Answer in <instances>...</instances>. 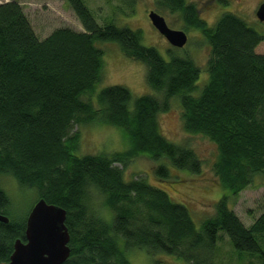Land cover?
<instances>
[{"label":"trees","instance_id":"trees-1","mask_svg":"<svg viewBox=\"0 0 264 264\" xmlns=\"http://www.w3.org/2000/svg\"><path fill=\"white\" fill-rule=\"evenodd\" d=\"M68 1L85 31L58 28L42 40L19 3H0V174L35 189L36 200L65 210L70 253L62 264H131L130 248L187 264H212L223 235L235 253L264 264L257 239L264 235V213L245 227L228 205L255 175L264 174V54L255 52L264 34L229 12L208 26L194 4L156 0L162 10L180 16L186 29L199 30L208 44V81L194 97L200 70L191 59L164 60L141 43L138 30L113 22L100 26L81 0ZM101 41L116 42L126 57L142 63L146 83L158 96L132 98L119 85L96 92L103 68L96 42ZM174 98L184 130L214 144L212 170L229 191L198 227L165 190L140 178L125 180L116 166L143 156L159 162L153 172L165 181H176L169 167L192 174L201 170L193 148L170 142L159 130L158 114L168 111ZM90 123L121 129L129 147L76 155L80 133L72 128ZM91 190L104 196L108 217L89 205ZM0 213L9 219L0 222L1 263L9 260L16 239L24 241L27 214L16 218L1 188Z\"/></svg>","mask_w":264,"mask_h":264},{"label":"rangeland","instance_id":"rangeland-1","mask_svg":"<svg viewBox=\"0 0 264 264\" xmlns=\"http://www.w3.org/2000/svg\"><path fill=\"white\" fill-rule=\"evenodd\" d=\"M15 1L19 3L26 15L35 35L39 40L46 38L58 28H68L73 31H85L68 0H0V3ZM194 4L198 15L208 26L223 13H232L243 19L249 26L264 34V22L257 20L255 11L264 0H186ZM89 10L94 21L102 26L113 22L118 27L138 30L141 43L155 48L164 60L171 56L189 58L199 68L200 73L195 83L192 95L199 96L208 81L206 63L209 55L208 44L199 30L186 29L180 16L176 13L162 10L155 3L156 0H81ZM154 11L164 17L167 25L176 30H182L187 35L185 44L176 48L151 25L148 13ZM102 50V76L96 85L99 90L119 85L130 92L132 98L141 95L158 96L146 83L145 66L137 60L126 57L116 42H96ZM258 54H264V40L255 48ZM87 95V94H86ZM89 96H83L87 99ZM95 102V100H94ZM181 108L177 100H170L168 111L158 114V124L161 134L170 142L189 146L197 153L202 161V168L198 173H189L169 167V173L174 180L158 179L153 172L159 162H153L146 157H134L125 166L116 164L123 171L125 180L143 179L147 183L163 189L174 203L187 208L196 227L208 216L213 215V205L229 191L218 184L212 170L216 150L214 144L197 134H190L183 128ZM79 130V148L76 155L109 154L123 151L129 147L123 131L107 124L90 123L74 126L72 131ZM72 133V132H71ZM64 145V143H63ZM65 146V145H64ZM163 162V161H162ZM0 188L10 199L13 215L21 219L30 210L37 199V192L33 188L20 187L10 175L0 174ZM89 194V205L96 211L108 217L109 211L102 206V197L96 190ZM228 205L240 222L249 227L255 219L264 213V174H257L251 186L246 187L237 196L229 198ZM262 238V239H261ZM264 249V235L258 237ZM131 264H187L166 254L149 256L140 248H130L126 254ZM212 264H262L256 257L246 254L240 255L233 251L228 238L223 235L216 244V257Z\"/></svg>","mask_w":264,"mask_h":264},{"label":"water","instance_id":"water-1","mask_svg":"<svg viewBox=\"0 0 264 264\" xmlns=\"http://www.w3.org/2000/svg\"><path fill=\"white\" fill-rule=\"evenodd\" d=\"M255 16L264 22V3L257 7ZM148 19L171 46L180 48L185 44L186 33L170 28L163 16L150 11ZM65 217L63 208L48 204L43 198L36 200L26 217L24 241L16 239L9 260L0 264H62L70 253ZM8 221V217L0 213V222Z\"/></svg>","mask_w":264,"mask_h":264}]
</instances>
